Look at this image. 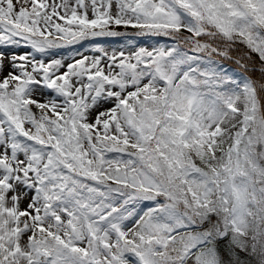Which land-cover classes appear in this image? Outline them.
Wrapping results in <instances>:
<instances>
[{"label":"snow or ice","instance_id":"snow-or-ice-1","mask_svg":"<svg viewBox=\"0 0 264 264\" xmlns=\"http://www.w3.org/2000/svg\"><path fill=\"white\" fill-rule=\"evenodd\" d=\"M0 264H264V0H0Z\"/></svg>","mask_w":264,"mask_h":264},{"label":"rangeland","instance_id":"rangeland-1","mask_svg":"<svg viewBox=\"0 0 264 264\" xmlns=\"http://www.w3.org/2000/svg\"><path fill=\"white\" fill-rule=\"evenodd\" d=\"M97 39H98V42H99L100 46L104 47L109 52H111L113 49L119 48L122 45L126 44V38H124V37H118V38H97ZM127 39H132L136 43H139V44L143 45L146 38L128 37ZM63 51H66V50H62V52ZM85 54L91 56L93 54H97L98 55L99 53H95L94 51H87ZM223 63L229 69V74L230 75H234L235 76L237 74V72L233 71L234 69H236V65L235 64H233L230 61H223Z\"/></svg>","mask_w":264,"mask_h":264}]
</instances>
